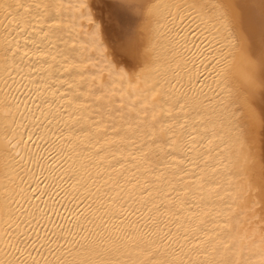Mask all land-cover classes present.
<instances>
[{
	"label": "snow or ice",
	"instance_id": "snow-or-ice-1",
	"mask_svg": "<svg viewBox=\"0 0 264 264\" xmlns=\"http://www.w3.org/2000/svg\"><path fill=\"white\" fill-rule=\"evenodd\" d=\"M66 6L84 10L81 14L94 29L79 46L62 39L66 30L71 34L62 18ZM109 7L120 23L116 38L104 42L87 2L0 0L5 87L11 65L30 73L53 68L67 73L60 80L66 91L59 96L74 107L73 112L60 111L76 121L66 124L69 133L77 125L79 132L66 137L54 130L49 143L57 162L72 163L77 147L101 133L104 143H113L107 135L109 126L120 135L117 119L131 130L147 122L142 115L150 117L152 144L163 141L176 161L166 166L173 169L163 181L167 203L157 204L145 188L140 195L147 201L136 203L152 214L141 224L129 219L141 210L128 209L119 184L112 194H101L97 187L103 210L99 223L86 217L93 225L87 228L79 223L85 212L74 211L68 226L54 234L56 248L47 235L41 244L51 258L33 256L38 238L20 232L10 217L0 227V264H264V0H112ZM145 19L147 30L138 27ZM54 41L65 46L58 48ZM189 64L196 66L195 74ZM205 73L218 99L210 113L203 86L198 87L201 80L207 83ZM114 74L119 80L112 79ZM46 87L51 91L55 86ZM92 112L94 116L87 115ZM209 115L216 119L210 121ZM50 116L49 124L59 123V117ZM130 134L135 132H126ZM3 151L6 146H0ZM150 151L140 149L144 156ZM185 151L197 153L196 158L184 156ZM48 159L54 158L49 154ZM92 198V193L85 197ZM193 208L200 211L188 214Z\"/></svg>",
	"mask_w": 264,
	"mask_h": 264
},
{
	"label": "bare ground",
	"instance_id": "bare-ground-1",
	"mask_svg": "<svg viewBox=\"0 0 264 264\" xmlns=\"http://www.w3.org/2000/svg\"><path fill=\"white\" fill-rule=\"evenodd\" d=\"M81 2L91 5L92 20L101 28L100 39L107 42L105 25H108V28L112 27L116 34L120 23V20L110 16L109 6L112 0H67V3L72 5ZM82 11L84 10L75 7L68 9L66 6L63 13L62 18L71 29V34H67L66 30L62 39L67 41L69 46L73 43L78 46L83 44L91 38L90 34L94 31L89 18L82 15ZM138 27L147 30L148 21L146 19L140 21ZM54 43L58 48L65 46L58 41ZM161 43L166 41L162 40ZM97 56L102 58V53L97 51ZM31 59L34 63V58ZM43 67L47 68L46 65ZM100 67L105 66L101 64ZM188 70L195 74L197 68L189 64ZM199 70L204 72L202 67ZM9 72L11 78H8L6 88L4 80L7 77L3 65L0 64V146H6V151L0 152V227L11 217L19 223L20 232L29 233L33 240L38 238L33 256L39 258L40 255H46L51 258L47 248L41 247V244L45 243L47 235L51 237L50 246L56 248L57 237L54 234L61 231V225L68 226V217L74 211L85 212V216L79 217V223L85 224L87 228H92L93 225L87 223L86 217H91L99 223L103 210L100 196L96 194L97 187L100 188L101 194H112L118 191L116 186L119 184L124 189L123 199L128 209L140 208L141 210L139 216H129V219L139 220L141 224L147 223L148 216L152 214L145 211L143 205L136 203L141 199L147 201V197L140 195L145 188L152 191V198L157 204L162 201L167 203L163 193L168 189L163 181L173 169L166 166L176 161L168 155L170 149L164 146L163 141L158 140L157 145L152 144L150 135L154 133L150 117L142 115L141 120L147 122L141 123L138 129L133 125L131 130L123 120L117 119L115 123L120 135L111 131L110 126L107 135V139L113 143H104L105 137L101 133L91 140H85L84 144L77 147L76 153L72 154V163L57 162L55 160L57 154L55 151L50 153L51 144L49 143L54 136V130H62L66 137L69 135L74 137L79 132V125H77L76 130L69 133L66 124H75L76 121L60 111L66 108L68 112H73L74 107H69L68 101H62L59 96L66 91L60 80L67 79V73L57 72L55 68L48 70L47 73H30L27 67L21 68L15 65L10 66ZM205 74L209 75L207 83L201 80L198 87L203 86L207 97L204 104L207 113H210L211 109L218 104V99L214 93L215 85L212 83L210 74ZM105 75L107 76V71ZM41 76L44 79H41ZM112 79L119 80V76L114 74ZM46 85L55 87L49 91ZM53 91L58 94L53 95ZM46 100L51 104H46ZM50 114L59 117V123L49 124ZM74 115L79 116L80 113H74ZM87 115L94 116L95 113ZM96 119L100 118L96 117ZM215 119L214 116L209 115L210 121ZM82 123L87 127L90 121L86 120ZM126 132H135V134L126 136ZM28 136L32 137L30 142ZM92 140L95 143H92ZM221 147L223 148V145ZM142 148L145 151L151 148V151L144 156L140 152ZM100 149L103 151L98 156L96 153ZM67 151L72 152L71 149ZM197 151L202 149L197 148ZM49 154L53 156V160L48 159ZM183 155L195 159L197 153L185 151ZM224 155H228V149H224ZM132 156H135V159H132ZM179 159L178 156L177 160ZM184 163L187 165V161ZM113 168L116 170L113 171ZM207 174L209 177L213 175L210 170ZM157 177L160 179L157 180ZM77 180L80 181L79 184ZM104 180L108 181L107 187L103 186ZM85 184L87 188L84 187ZM89 193H92L93 198L85 199ZM89 203L92 204L91 210L88 209ZM97 209L100 211L97 212ZM186 211L192 214L199 212L200 209L193 208ZM12 231H16L15 226Z\"/></svg>",
	"mask_w": 264,
	"mask_h": 264
},
{
	"label": "rangeland",
	"instance_id": "rangeland-1",
	"mask_svg": "<svg viewBox=\"0 0 264 264\" xmlns=\"http://www.w3.org/2000/svg\"><path fill=\"white\" fill-rule=\"evenodd\" d=\"M111 30V31H110ZM105 32H106V34H107V36H108V39L111 37V39H115L116 38V34L114 33V30H113V28L111 27L110 28V26H109V28H108V25H105ZM115 37V38H114Z\"/></svg>",
	"mask_w": 264,
	"mask_h": 264
}]
</instances>
